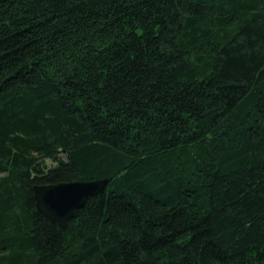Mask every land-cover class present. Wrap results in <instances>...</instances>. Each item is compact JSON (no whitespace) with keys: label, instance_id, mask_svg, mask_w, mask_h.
Here are the masks:
<instances>
[{"label":"trees","instance_id":"obj_1","mask_svg":"<svg viewBox=\"0 0 264 264\" xmlns=\"http://www.w3.org/2000/svg\"><path fill=\"white\" fill-rule=\"evenodd\" d=\"M0 264H264V0H0Z\"/></svg>","mask_w":264,"mask_h":264},{"label":"water","instance_id":"obj_2","mask_svg":"<svg viewBox=\"0 0 264 264\" xmlns=\"http://www.w3.org/2000/svg\"><path fill=\"white\" fill-rule=\"evenodd\" d=\"M108 183L106 178L36 184L32 187L37 211L65 228L74 212L83 207L87 198L100 195Z\"/></svg>","mask_w":264,"mask_h":264}]
</instances>
